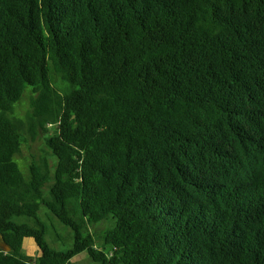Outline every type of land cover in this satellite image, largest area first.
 I'll return each mask as SVG.
<instances>
[{"label":"trees","instance_id":"obj_1","mask_svg":"<svg viewBox=\"0 0 264 264\" xmlns=\"http://www.w3.org/2000/svg\"><path fill=\"white\" fill-rule=\"evenodd\" d=\"M0 235V264H264V0H0Z\"/></svg>","mask_w":264,"mask_h":264},{"label":"rangeland","instance_id":"obj_2","mask_svg":"<svg viewBox=\"0 0 264 264\" xmlns=\"http://www.w3.org/2000/svg\"><path fill=\"white\" fill-rule=\"evenodd\" d=\"M30 90V89H28ZM31 112V92H26L23 99L18 103L15 108L13 115L21 118L25 124V135L26 142L23 144L22 151L17 154L16 160L19 162L20 167L24 170L25 174L29 172V164L32 161L40 162L44 157H46L52 167L56 164V158L52 154L49 146L46 144V134L40 133L36 137L32 138L31 135L27 132V116ZM52 185V180L49 182L45 188L46 195L50 197V186ZM41 221L46 225V239L50 245L57 250H67L73 245V231L70 227L64 225L54 216L51 212L48 211L46 206H43L39 215ZM18 222H27L33 226H37V222H34L32 218L28 217H19L16 218ZM36 223V224H35ZM106 224L99 225L95 228L96 233L101 234L105 229ZM1 238V235H0ZM0 244L4 245V241L1 238ZM25 253L32 257H37L40 254L39 248L32 238H27L24 243ZM5 250L4 247H0ZM72 264H98L92 260L87 252H82L76 255Z\"/></svg>","mask_w":264,"mask_h":264},{"label":"crops","instance_id":"obj_3","mask_svg":"<svg viewBox=\"0 0 264 264\" xmlns=\"http://www.w3.org/2000/svg\"><path fill=\"white\" fill-rule=\"evenodd\" d=\"M2 238V237H1ZM1 238H0V240H1ZM0 247H4L5 248V250H8L9 249V247L4 243V245H1L0 244Z\"/></svg>","mask_w":264,"mask_h":264}]
</instances>
